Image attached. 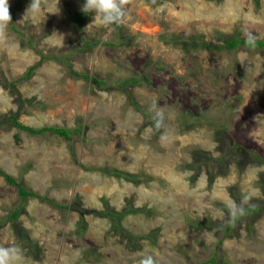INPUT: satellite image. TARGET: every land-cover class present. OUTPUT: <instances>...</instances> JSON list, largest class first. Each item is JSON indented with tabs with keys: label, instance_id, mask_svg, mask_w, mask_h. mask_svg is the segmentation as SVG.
I'll use <instances>...</instances> for the list:
<instances>
[{
	"label": "rangeland",
	"instance_id": "1",
	"mask_svg": "<svg viewBox=\"0 0 264 264\" xmlns=\"http://www.w3.org/2000/svg\"><path fill=\"white\" fill-rule=\"evenodd\" d=\"M57 2L33 15L30 0H9L0 170L37 195L21 201L0 175V247L20 246L24 264H264V47L195 44L264 39V0H129L114 26L81 17L85 0ZM14 115L79 132L31 134ZM244 195L260 210L230 219ZM132 208L120 222L106 214Z\"/></svg>",
	"mask_w": 264,
	"mask_h": 264
},
{
	"label": "clouds",
	"instance_id": "2",
	"mask_svg": "<svg viewBox=\"0 0 264 264\" xmlns=\"http://www.w3.org/2000/svg\"><path fill=\"white\" fill-rule=\"evenodd\" d=\"M59 3V0L57 4ZM42 0H30V4L26 9V14L32 13L35 15L41 8ZM129 0H85L81 11L85 13H94V22H98L102 26H114L123 21L127 15V5ZM12 22L10 13L9 0H0V39L6 37L8 25ZM93 22V23H94ZM244 39L247 45L254 46L256 36L252 32L244 33ZM154 111V120L156 129L164 128V113L162 110ZM167 131L165 130L161 139H167ZM249 197L244 195L237 203L231 202L228 206V215L230 219H234L238 215L245 213V205L248 203ZM0 264H24L23 249L18 246L0 247ZM139 264H155V260L151 255L144 256Z\"/></svg>",
	"mask_w": 264,
	"mask_h": 264
},
{
	"label": "trees",
	"instance_id": "3",
	"mask_svg": "<svg viewBox=\"0 0 264 264\" xmlns=\"http://www.w3.org/2000/svg\"><path fill=\"white\" fill-rule=\"evenodd\" d=\"M79 15L81 17H85L86 13L82 12ZM116 28H118V30L120 29L118 26H116ZM171 39L174 40V41H183V40H186V39H190V36H182V37L172 36ZM117 40L118 39H113V40L108 41V42L111 43V44H116ZM222 42L223 43L220 44V45H217V44L214 45L213 43L195 41V44L198 47H206V48L207 47H217V48H228V49L235 48L236 46L241 45V44H243L245 46H248V47H253V48H256V49L264 47V39H256V42H255L254 46L247 45L246 42H245V39L244 38H239L238 36H231V37H228V38H223ZM41 59H44V57L41 56ZM36 66H37V64H34V65L30 66L20 78H28V77H30L33 74V71L36 68ZM71 73H73L74 75H77V76H82V77H84L86 79H89L90 81L92 80V77L90 75H88V74L78 73V72H76L74 70H72ZM136 81L137 80L134 79V78L122 79V80H119L116 84L118 85V87L123 88L125 84H135ZM93 82L97 86L106 85V84L109 83L108 81H105L104 79H96V78L93 79ZM9 121H10V123L12 125L17 127L18 129L26 130V131H28L31 134H37V135H43L46 132H52V133H55V134H57L59 136H62L64 138H66V139H69L70 136H71V133L73 131H76V132L78 131L79 132V129H74L73 130V129H67V128L58 127V126H43V127H39V128L28 127V126H25L24 124H22L20 121H18V119H17V117L15 115L12 116L11 118H9ZM15 138H16L17 141H19V137L18 136H16ZM109 172L112 175H114V176L121 177V178H123L125 180H132L133 182L137 181V179H138L136 175H134L132 173H129L127 171H123V170H117L116 169V170H112V171H109ZM0 175L4 176V178L9 183L15 185L18 188V192H19L21 201H25L30 196H36L37 195V193H35L31 189L26 188L24 185L18 183V180L16 178H14V177H12L10 175L4 174L1 170H0ZM135 178H137V179L134 180ZM23 203L21 202V204H23ZM56 205L57 206H61L59 204H56ZM258 210H260V209L259 208H251V207H247L245 209L246 212H255V211H258ZM133 211H136V209H134V208L126 209V210L121 211L119 213H115L112 210H106V214L116 216L117 217V221L120 222L121 218H123L128 212H133ZM18 212H19V209L16 208L15 210H13L9 214L7 219L11 218V219L15 220L16 217H17ZM232 223L233 222H229L227 225H225L223 227V229L225 231V234H229L230 227L232 226ZM83 224L85 225L86 223L83 222ZM28 244H29V242H28ZM212 260H213V258H212Z\"/></svg>",
	"mask_w": 264,
	"mask_h": 264
},
{
	"label": "water",
	"instance_id": "4",
	"mask_svg": "<svg viewBox=\"0 0 264 264\" xmlns=\"http://www.w3.org/2000/svg\"><path fill=\"white\" fill-rule=\"evenodd\" d=\"M72 208L75 209L76 211H79L81 213H83V208H81L80 206H78L77 204L72 205Z\"/></svg>",
	"mask_w": 264,
	"mask_h": 264
}]
</instances>
